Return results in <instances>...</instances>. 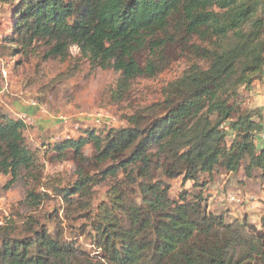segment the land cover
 Segmentation results:
<instances>
[{
	"label": "trees",
	"instance_id": "16d2710c",
	"mask_svg": "<svg viewBox=\"0 0 264 264\" xmlns=\"http://www.w3.org/2000/svg\"><path fill=\"white\" fill-rule=\"evenodd\" d=\"M2 7L11 13L8 44L24 51L45 41L55 57L74 46L123 83L156 76L182 51L191 63L161 101L125 116V127L53 141L58 160L78 164L77 180L50 188L59 212L35 208L0 225V264H264V205L257 224L216 215L201 181L242 168L264 182V109L240 104L242 91L264 78V0H0ZM24 127L0 113L1 174L16 178L33 164ZM178 179L192 192L172 199L168 182ZM104 182L106 200L94 208L92 188ZM28 197L35 207L43 201Z\"/></svg>",
	"mask_w": 264,
	"mask_h": 264
},
{
	"label": "rangeland",
	"instance_id": "374dc122",
	"mask_svg": "<svg viewBox=\"0 0 264 264\" xmlns=\"http://www.w3.org/2000/svg\"><path fill=\"white\" fill-rule=\"evenodd\" d=\"M10 22V8L2 7L0 113L14 119L25 116L32 122L25 125L23 135L33 164L29 169L20 170L16 178L0 173V225L9 218L26 217L36 209L49 214L59 212L61 200L50 188L62 190L73 186L79 166L72 160H58L51 150L53 141L77 140L88 128L125 127V116L161 101L167 85L180 78L191 63L187 52L182 51L156 76L138 77L123 83L120 73L93 68L74 46L55 57L50 55L45 41L34 42L24 51L8 44L4 38H7ZM71 73H74L72 78L56 81L58 76ZM262 88L263 80L252 85L249 91H242V109H264V91H258ZM96 119L100 124L95 123ZM82 154L90 159L93 156L91 146H85ZM258 174L254 170L249 178L241 168L234 174L217 169L210 176L203 175L201 181L205 182L208 210L216 215L230 213L232 218L239 220L247 215L257 224L264 205L263 182ZM168 184L172 199L192 192L190 182L183 184L178 179ZM109 186L110 182H104L92 188L94 208L106 200ZM29 193L43 198L39 206L31 203ZM230 195L237 196L242 203L229 204L227 197ZM250 196L255 198L253 205H245Z\"/></svg>",
	"mask_w": 264,
	"mask_h": 264
},
{
	"label": "built area",
	"instance_id": "2783aa9c",
	"mask_svg": "<svg viewBox=\"0 0 264 264\" xmlns=\"http://www.w3.org/2000/svg\"><path fill=\"white\" fill-rule=\"evenodd\" d=\"M32 106H35L34 104H32ZM22 123H23V125L25 126V125H30V124H32V122L29 120V118H26L25 116H23L21 119H19ZM95 123H98V124H100V120L99 119H96L95 120ZM97 126H100V125H97ZM258 142H259V144L261 145V146H263L264 147V133H261V134H259V136H258ZM261 189H262V191H263V193H264V182L262 183V185H261ZM249 202H247V204H245V205H248V206H252L253 205V203H254V201H255V198L254 197H252V196H250L249 198ZM227 202L229 203V204H231V205H240L242 202H241V200L239 199V198H237V196H234V195H230V196H228L227 197ZM258 202V201H257Z\"/></svg>",
	"mask_w": 264,
	"mask_h": 264
},
{
	"label": "crops",
	"instance_id": "0c3cea01",
	"mask_svg": "<svg viewBox=\"0 0 264 264\" xmlns=\"http://www.w3.org/2000/svg\"><path fill=\"white\" fill-rule=\"evenodd\" d=\"M258 91H260V92H261V91H262V92L264 91V78H263V88H262V89H259ZM258 91H257V92H258ZM262 94H263V96H264V92H263ZM259 99H260V97H259ZM46 123H49V122H46ZM44 124H45V123H44ZM245 213H246V212H244V214H245ZM229 214H230V213H229ZM244 216H245V215H244ZM246 216H247V215H246ZM235 217H236V216H235ZM247 218H248V216H247ZM248 220H249V218H248ZM249 221H251V220H249Z\"/></svg>",
	"mask_w": 264,
	"mask_h": 264
}]
</instances>
